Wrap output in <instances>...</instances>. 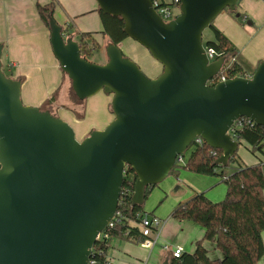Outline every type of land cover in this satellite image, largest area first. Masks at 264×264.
Instances as JSON below:
<instances>
[{"label":"water","instance_id":"95a60500","mask_svg":"<svg viewBox=\"0 0 264 264\" xmlns=\"http://www.w3.org/2000/svg\"><path fill=\"white\" fill-rule=\"evenodd\" d=\"M238 1L180 0L165 22L152 0H96L162 65L155 78L112 42L104 64L87 60L49 13L52 51L76 98L113 96L114 119L82 140L49 109L23 103L22 80L3 71L0 43V264H89L128 167L136 175L132 207H142L147 188L170 175L196 138L222 150L216 163L228 166L240 145L233 124L264 126V60L251 77L210 84L228 57L210 61L203 32Z\"/></svg>","mask_w":264,"mask_h":264},{"label":"crops","instance_id":"0c3cea01","mask_svg":"<svg viewBox=\"0 0 264 264\" xmlns=\"http://www.w3.org/2000/svg\"><path fill=\"white\" fill-rule=\"evenodd\" d=\"M50 1L52 0H0V43L4 45L2 62L11 77L22 80L21 97L24 104L42 107L54 97L48 105L49 110L67 121L74 128L77 139L82 140L92 130L104 129L113 120L114 114L110 108L113 96L102 94L101 91L86 99L84 118L77 117L76 107L70 96L71 82L53 54L50 29L37 9L39 3L46 4ZM237 12L243 15L242 22L223 11L216 17L214 24L256 66L264 57V0H239ZM53 16L63 26L72 25L70 35L79 34L78 31L75 32L74 26L77 24L86 26L92 23L93 28H86L89 31L84 32L93 34L98 47H106L110 42L101 33L102 22L96 0H56ZM127 39L119 44L122 51L128 50L123 48L124 43L129 41ZM248 48L262 49L257 57H253L245 53ZM142 56L150 61L148 52H144ZM239 157L245 164H256L247 163L242 156ZM190 179L194 180L192 177ZM165 180L161 188L158 187L159 191L155 187L152 189L150 203H153L148 208H153L163 194L169 192L163 203L153 208L151 213L146 210L149 215L161 221L156 234L145 237L142 243L112 239L113 245L106 255L107 260H113L116 264H162L176 248H182L183 252L194 251L196 242L205 233L204 228L192 221L175 219L172 212L179 202L189 199L196 192L207 194L205 188L214 183V180L202 178L203 185H198L185 179L190 182H185L186 187L182 186L185 183L180 179L174 184ZM190 189L191 194L188 193ZM169 194L172 199L167 198L170 197ZM262 239L264 242V231ZM257 264H264V256Z\"/></svg>","mask_w":264,"mask_h":264},{"label":"trees","instance_id":"16d2710c","mask_svg":"<svg viewBox=\"0 0 264 264\" xmlns=\"http://www.w3.org/2000/svg\"><path fill=\"white\" fill-rule=\"evenodd\" d=\"M164 1V0H162ZM164 3H166L164 1ZM56 0L46 4H38V13L49 28L47 15L54 14ZM237 20L243 15L237 11L232 12ZM102 22V35L104 39L119 45L128 35L124 31L125 22L121 16L106 14L98 8ZM67 35L72 33V25L63 26ZM214 32V38L204 41L207 50L213 49L215 55L211 61L227 56L228 59L220 73L210 82L214 85L222 74L227 78L235 76L251 77L257 65H253L236 47V45L220 30L214 22L209 27ZM81 55H88L95 48H87L88 39L98 44L91 32L79 33ZM94 44V43H93ZM88 60V59H87ZM7 76V68L3 66ZM71 97L75 104L83 105L84 101L76 98L71 88ZM54 100L50 98L42 109H49V104ZM111 108V106H110ZM81 115V114H80ZM83 117V114L80 116ZM232 137L241 144L247 143L253 149L261 150L264 142V126L249 124L246 118L236 121L230 131ZM189 159L185 162V154L182 161H178L170 174H178L180 168L189 169L203 175H215L221 177L227 186L224 199L220 201L211 200L205 192H196L189 199L179 202L172 212V217L178 220L192 221L205 230L201 239L195 244L193 252L184 251L179 257L170 254V264H257L264 256V242L262 233L264 231V169L260 164H240L239 168L232 173H227L226 168L234 161L239 160L238 151L229 161L227 167L218 165L217 159L222 155V150L211 148L205 141L194 142L187 151ZM239 150V149H238ZM186 151V152H187ZM184 161V163H182ZM135 172L128 167L124 174L121 198L113 219V227L108 230L110 240H97L93 245L91 259L99 264H104L106 255L110 249V241L113 238H121L134 243H142L145 236L138 225L141 213H147L144 207H132L131 199L134 192ZM152 187L147 188L146 196ZM213 247L209 249L208 244ZM217 256H211V251ZM218 251V252H217Z\"/></svg>","mask_w":264,"mask_h":264},{"label":"rangeland","instance_id":"374dc122","mask_svg":"<svg viewBox=\"0 0 264 264\" xmlns=\"http://www.w3.org/2000/svg\"><path fill=\"white\" fill-rule=\"evenodd\" d=\"M166 3H170L172 2V0H164ZM177 14H179V10H175ZM238 22H242L241 19L240 20H237ZM76 31H78V33H81V32H84V31H89V30H86V28H93V24L90 23L89 25H86V26H83V25H78L77 26H74ZM214 38V32L211 28H207L204 32H203V40L204 41H207V40H211ZM75 40H77L78 42L80 41V37H79V34L75 35ZM129 41L125 42L124 45H123V48H128V50H123L124 54L129 57L131 60H133L135 63H137L139 65V67L141 68V70L149 77V78H155L157 77L158 75H160V73L162 72V65L158 64L155 59L151 56L150 52L147 51V49L142 46L140 43H138L137 41H135L134 39L132 38H129L127 39ZM94 43V44H93ZM87 48H95L91 54L88 55V60L89 61H92V62H95V63H99V64H104L107 60V56H106V47H97L96 43L93 42L92 40L88 39V45H87ZM239 49V48H238ZM242 49V48H241ZM261 49L262 48H248L245 53L246 54H250L251 56L253 57H257L261 52ZM144 52H148L150 54V61H146L142 54H144ZM263 56V54H262ZM263 60H264V57H263ZM8 72V71H7ZM9 74V72H8ZM70 94H71V91H70ZM102 94H105L103 91H102ZM109 95V94H107ZM71 96V95H70ZM72 98V101H73V104H75V101ZM75 107H76V115L78 118L82 119L84 118V104L83 105H80V104H75ZM112 110V109H111ZM83 114V117H80L81 115ZM114 119V118H113ZM190 151L188 150L187 152H185V162L188 161L189 159V153ZM238 156H242L246 161L247 163H253V162H256L257 159H256V156L251 152L249 151V145L245 142H242L240 145H239V150H238ZM184 163V162H183ZM240 164H245L243 163V161L241 160V158L239 157V160L238 161H234L230 164V166H228L226 168V171L227 173H232L234 172L235 170H237L240 166ZM246 165H249V164H246ZM194 178V180L192 181L190 178ZM202 178H208V180L212 181L214 180V183H212L211 185L207 186V196L213 200V201H220L222 199H224L225 195H226V192H227V186L226 184L222 181L221 177L219 176H215V175H201V174H198L196 172H193L189 169H184V168H180L178 170V174H170L168 176V178H166L165 182H170L172 184L175 183L176 180L180 179L183 183H190L186 180H189L193 183H196L198 185H203V182L202 181ZM186 179V180H185ZM164 181H162L161 183H159L158 185L154 186L158 191H159V188H161V184H163ZM185 184H182L183 187H186L187 185ZM186 185V186H185ZM189 185V184H188ZM152 187L149 191V193L147 194L146 196V200H145V204H144V210L148 211L149 213L152 212L153 208H155L157 205H161L166 197V194L169 193V192H165L162 196V198H160L156 204H154L153 208H148L150 205H152L153 202L150 203V200L152 198V189L154 188ZM159 187V188H158ZM191 189L189 190V194H191ZM170 195V194H169ZM212 197H215V199H213ZM167 198H171L172 199V196L170 195V197H167ZM149 200V202H148ZM162 201V202H161ZM146 211V212H147ZM115 239V238H113ZM110 244L112 247L113 243H112V240L110 241ZM210 245L209 249L211 250V246H213L212 243L208 244ZM218 252V251H217ZM211 256H217L216 255V252H214L213 250L211 251Z\"/></svg>","mask_w":264,"mask_h":264},{"label":"built area","instance_id":"2783aa9c","mask_svg":"<svg viewBox=\"0 0 264 264\" xmlns=\"http://www.w3.org/2000/svg\"><path fill=\"white\" fill-rule=\"evenodd\" d=\"M153 5L156 8V11L160 14V16L163 18L165 22H169L170 20L174 19L178 14L175 10H179L180 0H172L170 3H164L162 0H152ZM180 12V11H179ZM210 61L215 55V51L213 49L207 50ZM228 79L225 74H222L219 81ZM217 83V82H216ZM249 124L254 125L255 123L246 118ZM238 121V120H237ZM240 121V119H239ZM232 130V129H231ZM195 142L201 143L203 140L199 137L195 139ZM249 151H251L256 156V163L260 164L261 167L264 169V142L262 145L261 150L259 149H253L251 146H249ZM182 157L178 161H182ZM116 216V215H115ZM115 216L113 219H115ZM139 217V227L142 231V234L145 237H150L152 234H156L158 231V227L161 223L160 219L157 217H152L148 213H141L138 215ZM113 220L109 223V225L101 232L98 236V240H110V235L108 233V230L113 227ZM182 248H176L172 251L173 256L179 257L182 254ZM89 264H99L94 259L90 258ZM104 264H116L113 260H107ZM146 264V263H144Z\"/></svg>","mask_w":264,"mask_h":264}]
</instances>
